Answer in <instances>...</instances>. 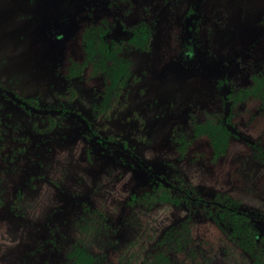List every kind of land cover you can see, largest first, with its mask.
Segmentation results:
<instances>
[{"label":"flooded vegetation","instance_id":"flooded-vegetation-1","mask_svg":"<svg viewBox=\"0 0 264 264\" xmlns=\"http://www.w3.org/2000/svg\"><path fill=\"white\" fill-rule=\"evenodd\" d=\"M96 1L107 2L106 14L96 17L87 9L86 18L75 17L73 24L70 21L65 27L47 22L49 33H53L62 48V58L54 69L55 81L49 87L52 101L46 102L40 93L25 95L20 78L8 75L4 80L0 75V239L5 232L26 246L21 248L22 242L20 247L8 245L0 256V264H53L75 244L84 245L71 235L76 231L72 228L75 219L68 223L72 229L64 233L69 237V246L60 248L62 236L56 220L65 219L73 211L71 208L81 216L103 214L100 209L104 192L97 183L86 190L78 188L83 183L75 169L78 166L94 174L93 180H98L106 168L112 172L127 170L136 178L135 190L122 202L118 222L102 226L110 232L108 243L95 251L85 245L99 260L112 263L116 258L118 264L126 258L145 264L148 257L154 261L155 255L163 251L173 264H264V29L256 31L254 37L250 33L241 37L235 32L237 39H233L224 60L217 66L212 63L213 88L199 94L210 97L216 109L185 99L190 110L185 130L172 136L173 148L181 158L195 142L201 144L199 152L208 158L207 166L214 179L224 178L243 187L255 183L261 205L253 213L244 207L241 197L230 191L218 188L212 195H205L177 162L165 160L156 170L127 139L109 131L110 124L125 113L126 120L141 132L140 145L150 146V128L136 108L128 111L130 91L141 82V87L146 88L145 78L133 71L128 53H150L158 19L148 12L158 0L139 7L144 17L131 26H126L122 19L136 9L140 0ZM8 2L0 0V14L6 11ZM53 2L59 8L48 13L55 19L66 1ZM237 8L244 17L246 7ZM18 11L14 9L15 13ZM185 16L190 22L186 34L190 35L184 37L177 51L183 61L192 64L195 47L210 40L207 33L200 37L196 21L201 16L195 14V6L188 8ZM39 21L46 23L44 18ZM216 26L219 31L220 24ZM66 35L68 38L64 39ZM76 52L80 56L76 57ZM214 54L224 55L221 50ZM205 60L211 63L210 59ZM3 63L0 58V70ZM152 102L154 106L156 98ZM161 112L166 114L167 110ZM155 125L154 121L150 126ZM246 130H252L254 136H245ZM233 140L243 146L227 165L223 158L227 157ZM27 193L45 194L46 200L49 199L51 206L44 214L43 225L20 210L19 204ZM155 208L183 211V215L166 226L146 249L145 223L152 221H144ZM200 222L206 226L205 236L200 231L194 235ZM179 228L184 229L181 239L177 238ZM173 241L176 246L172 250H162ZM211 245L216 249L204 250L203 247L209 249ZM216 254L219 260L215 259Z\"/></svg>","mask_w":264,"mask_h":264},{"label":"rangeland","instance_id":"rangeland-1","mask_svg":"<svg viewBox=\"0 0 264 264\" xmlns=\"http://www.w3.org/2000/svg\"><path fill=\"white\" fill-rule=\"evenodd\" d=\"M65 1V8L61 9L55 19L50 18L52 14L48 12L51 9L59 8V6L56 2L52 3V0H25L22 2L9 0L6 11L0 14V58L4 60L0 70L2 79L5 80L8 75L20 78V86L21 88L24 87L25 95L40 93L46 102L52 101L49 87L55 81L54 69L57 62L62 58V48H60L53 33H49L47 22L53 21L55 27H65V24L70 21L73 24L75 17L77 20L86 18L85 10L87 9H91L96 17L108 12L107 2L103 3L96 0ZM151 3V0H140L136 9L123 17V23L126 26H131L137 22L144 17V12L139 7L144 4L151 5ZM154 3L148 14L157 18L158 24L157 34L150 53L148 55L139 52L128 53L133 63V71L140 73L145 78L146 87L143 89L141 87L143 82H141L130 91L128 111L136 108L141 118L146 122L145 125L150 128V146L140 145L138 135L141 132L136 131L132 122L126 120L125 113L110 124L109 131L127 139L156 170L165 160L177 162L186 177L195 186L203 190L205 195H212L218 188L230 191L241 197L244 207L253 213H257L261 199L256 194L258 187L255 183H249L248 186L243 187L224 178L221 180L214 179L212 177L214 174L210 172L207 166L208 158L199 152L201 144L195 142L187 155L181 158L173 148L172 136L177 131L185 130V120L190 111L188 107L186 108L185 99L190 98V101H194L197 105L207 106L211 110L216 109L210 102V97H199L202 90L209 91L213 88L212 81L214 79L210 72L213 68L212 63L217 66L220 65L222 59L224 60L225 53L234 43L233 39H237L235 32H238L241 37L246 36V34L249 35V33L254 37L257 32H260L262 28L264 29V0H158ZM238 5L246 7L244 17L241 9L237 8ZM191 6H195V14L201 16L200 20L196 21L197 27L201 29L200 37L207 33L210 42L204 40L202 45L195 47V60L189 64L181 59L177 49L180 45L182 46L184 37L190 35V33L186 34L187 31H190V22L187 21L185 13ZM15 8L19 9L17 13L14 12ZM42 18L46 20V23L39 21ZM218 23L221 26L219 31L216 30ZM243 23L246 25L240 26ZM216 31L217 34L215 35ZM66 38H68L67 35L64 39ZM64 39H61V42ZM216 50H221L224 55L216 56L214 54ZM75 55H77L76 57L80 56L78 52ZM204 58L210 59L211 63L204 61ZM216 59L218 63H216ZM201 68H204L202 69L203 72ZM198 89L200 91H197ZM85 93L88 94L89 91ZM155 98L157 103L153 106L152 101ZM171 100L172 103L169 102ZM149 102L150 106L148 105ZM162 109L167 110V113L163 114ZM154 121L156 125L151 127L150 125ZM244 135L253 137L254 133L252 130H246ZM242 146V142L233 140L223 162L227 165L232 163L234 155L239 152ZM87 161L90 167L91 164L88 159ZM75 169L81 174V180H83L82 185L78 188L86 190L97 183L100 190L102 189L104 192L105 200H103V206L100 209L103 214L86 213L81 216L79 213L76 214V209L71 208L73 211L65 219L56 218L59 221L57 228L59 227V231H61L60 237L62 236L59 246L60 248L69 246V237L64 233L67 232V229L73 228L76 229L71 234L73 239L80 240L95 251V248L101 244H107L111 239L109 230L102 226L106 222L113 224L118 222L122 214V202L135 190L136 178L127 170L118 169L112 172L106 168L100 172L101 175L98 180H93L94 174L92 175L85 168L82 169L81 166H78ZM44 195L30 196L27 193V198L19 204L20 210L28 212V215L30 213L32 221L39 225H43L44 214L51 206L49 199L46 200L47 197ZM42 198L43 200H41ZM58 205H62V202H59ZM182 215L183 211L170 212V209L163 208H155L148 212V218L145 217L144 222H152L145 223L148 226L143 237L148 242L146 249L152 246L166 226ZM71 220V224L75 220L72 228L68 226ZM201 223H197L198 229L195 228L194 235H197L198 231L202 232L203 236L207 234L206 226ZM41 231V227H39L38 232L41 233ZM177 234V238L181 239L184 229L179 228ZM33 236L37 237L35 234ZM21 242V240L13 239L2 232L0 256L4 253L3 250L11 246V243L20 247ZM175 246L176 242L173 241L163 246L162 250L170 251ZM21 248H26V246ZM203 248L205 251L212 252L216 246L211 245L209 249L206 246ZM214 256L215 259H220L217 254ZM116 261L117 259L113 258V262L107 264H117ZM145 264H154L152 257H148Z\"/></svg>","mask_w":264,"mask_h":264},{"label":"trees","instance_id":"trees-1","mask_svg":"<svg viewBox=\"0 0 264 264\" xmlns=\"http://www.w3.org/2000/svg\"><path fill=\"white\" fill-rule=\"evenodd\" d=\"M99 249H103L100 246ZM180 248H176L178 251ZM154 264H173L169 255L166 252H158L154 258ZM140 262H132L130 259H120L118 264H139ZM53 264H107L105 261L99 260L94 257L93 254L85 245L75 244L71 250L65 254V256L56 263ZM144 264V262L140 263Z\"/></svg>","mask_w":264,"mask_h":264}]
</instances>
